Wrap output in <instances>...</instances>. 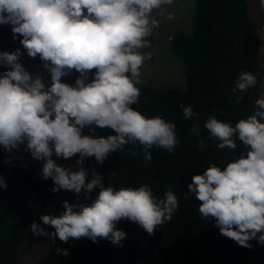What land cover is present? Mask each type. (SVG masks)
Returning <instances> with one entry per match:
<instances>
[{"label":"clouds","instance_id":"obj_1","mask_svg":"<svg viewBox=\"0 0 264 264\" xmlns=\"http://www.w3.org/2000/svg\"><path fill=\"white\" fill-rule=\"evenodd\" d=\"M173 0H0V25H11L14 39L27 55L43 61L50 85L20 63L23 53L0 52V146L6 152L26 145L33 159L43 161L42 178L53 181L52 191H83L85 199L93 190L98 195L90 204L64 201L60 215L43 214L40 221L55 231L49 233L33 221L34 235L67 244L88 238L93 243L109 240L122 247L126 233L117 228L122 220L136 223L148 235L170 222L178 209V198L169 189L162 197L152 188L105 187L99 173L83 167L94 157L103 164L110 153L127 150L151 162L150 149L172 154L180 143L176 125L161 116L146 117L132 105L139 102L141 68L151 59L143 49L151 47L149 37L159 26L155 9ZM264 5V0H261ZM73 71L75 84L62 82ZM91 77V79H90ZM257 84V74L242 70L233 92L244 93ZM242 98V97H240ZM185 119L197 115L184 107ZM94 126V127H93ZM89 129L91 135H84ZM109 128L115 134L96 135L95 129ZM208 140L219 150H245L223 168L210 164L202 174L193 175L188 196L198 203L204 219L214 221L220 234L239 246L251 248L255 239L264 245V98L255 101L253 114L232 126L211 114L204 124ZM201 135L199 125L190 130ZM140 146L141 151L126 149ZM206 147L204 140L197 144ZM79 155L78 170L57 165ZM10 163V160H5ZM117 172L109 176L115 178ZM91 177V178H89ZM0 188L7 184L0 178ZM57 254L68 256L67 249Z\"/></svg>","mask_w":264,"mask_h":264},{"label":"trees","instance_id":"obj_2","mask_svg":"<svg viewBox=\"0 0 264 264\" xmlns=\"http://www.w3.org/2000/svg\"><path fill=\"white\" fill-rule=\"evenodd\" d=\"M192 25L188 33H176L167 39L168 51L180 62L183 88L137 86L139 102L132 107L146 117L161 116L176 125L180 143L174 152L150 149L151 162L145 164L143 156H132L127 150L110 153L103 164L94 157L85 158L83 167L89 174L101 175V183L120 187L149 185L155 196L162 197L171 189L178 198V209L170 222H165L148 235L136 223L122 220L117 224L126 233L122 247L109 240L93 243L88 238L55 242L46 236L34 235L33 221L49 233L55 231L43 225V214L60 215L64 201L90 204L98 195L93 190L85 199L67 190L52 191L53 181L43 179L41 171L5 163L0 150V178L7 189L0 188V264H21L19 247L22 241L44 246L41 264H249L261 244L253 239L251 248L239 246L220 234L214 221L204 219L198 211V201L188 193L193 175L202 174L210 164L223 168L244 153L239 145L235 151L219 150L215 140H208L204 124L208 116L232 126L239 119L253 114L255 101L262 99L260 54L257 30L251 21L245 0H193ZM22 37L14 39L11 26L0 25V52L25 54L20 44ZM21 57V58H22ZM8 69L0 66V73ZM245 70L257 74V84L248 91L233 92L239 73ZM242 97V98H240ZM184 107L191 106L197 115L185 119ZM199 125L201 135L190 130ZM115 133L101 129L98 136ZM200 140L206 147L197 148ZM126 149L141 151L140 146L127 145ZM117 172L115 178L110 173ZM91 178V177H89ZM67 249L68 256L57 254V248Z\"/></svg>","mask_w":264,"mask_h":264},{"label":"rangeland","instance_id":"obj_3","mask_svg":"<svg viewBox=\"0 0 264 264\" xmlns=\"http://www.w3.org/2000/svg\"><path fill=\"white\" fill-rule=\"evenodd\" d=\"M248 15L253 22L259 39L260 54L258 63L261 69V85L264 90V5L261 0H245ZM192 2L193 0H173L171 5H163L159 9L153 11V16L158 20L159 26L153 29L152 36L149 37L151 47L143 49L145 53H149L151 59L146 60L141 68L142 83L137 86L148 85L153 87H173L176 89L183 88V77L181 73L180 62L167 49V39L176 33H188L192 25ZM11 26V25H9ZM20 63L27 71L35 75H40L46 85H50V74L44 69L43 61L31 58L25 54L20 58ZM78 73L73 71L70 75L63 77L62 82L74 85ZM91 79V77H90ZM264 98V92H262ZM94 127V126H93ZM101 129L96 128V135ZM84 135H91L88 128L83 130ZM2 160H10V164L20 165L30 170L41 171L43 161H37L32 158L30 152L26 149V145H21L19 149L6 152L3 146ZM79 155L65 160L57 159L53 155L57 165L72 170H78L77 160ZM45 248L39 244H33L28 241H22L19 247V259L21 264H41L44 257ZM249 264H264V245H260L259 250L254 254Z\"/></svg>","mask_w":264,"mask_h":264}]
</instances>
